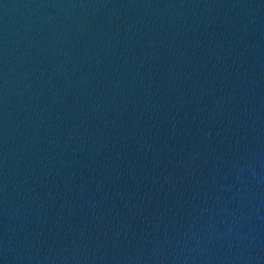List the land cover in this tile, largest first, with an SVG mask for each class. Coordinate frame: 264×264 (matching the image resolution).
<instances>
[{"label":"water","instance_id":"95a60500","mask_svg":"<svg viewBox=\"0 0 264 264\" xmlns=\"http://www.w3.org/2000/svg\"><path fill=\"white\" fill-rule=\"evenodd\" d=\"M0 264H264V0H0Z\"/></svg>","mask_w":264,"mask_h":264}]
</instances>
